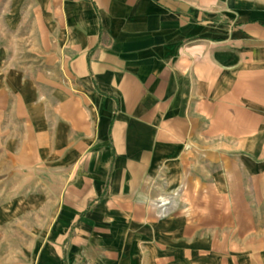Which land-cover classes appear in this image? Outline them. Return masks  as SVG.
I'll list each match as a JSON object with an SVG mask.
<instances>
[{"label": "crops", "instance_id": "obj_1", "mask_svg": "<svg viewBox=\"0 0 264 264\" xmlns=\"http://www.w3.org/2000/svg\"><path fill=\"white\" fill-rule=\"evenodd\" d=\"M0 188V264H264V1L0 0Z\"/></svg>", "mask_w": 264, "mask_h": 264}, {"label": "rangeland", "instance_id": "obj_2", "mask_svg": "<svg viewBox=\"0 0 264 264\" xmlns=\"http://www.w3.org/2000/svg\"><path fill=\"white\" fill-rule=\"evenodd\" d=\"M253 1H257V0H253ZM259 1H264V0H259ZM2 189H4V191H6V190H8V193H10V195L12 194V193H21V191H22V189H23V187L22 186H17V185H15V186H8V187H1ZM0 188V190L2 191V189ZM26 188V191H25V193L26 194H28V193H32V190L31 189H33V187L32 186H26L25 187ZM31 188V189H30ZM31 190V191H30ZM0 191V192H1ZM27 220V222H29V223H27V229H28V226H29V224L30 223H32L33 222V218H30L29 220H28V218L26 219ZM10 241H11V245L13 246H16V245H18V241H20L21 240V237H25V241H26V246H27V249L26 250H30L31 248H32V246H33V240H34V238L36 237V236H39V235H34V234H25V235H21V234H17V233H10ZM3 252H5V251H3ZM29 252H32V250L31 251H29ZM10 253H11V255L14 253V254H16L17 253V251L16 250H10Z\"/></svg>", "mask_w": 264, "mask_h": 264}]
</instances>
